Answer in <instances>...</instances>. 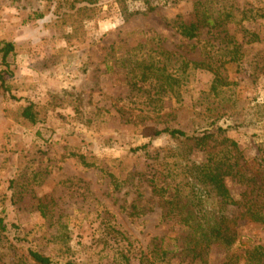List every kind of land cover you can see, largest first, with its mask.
<instances>
[{
  "label": "rangeland",
  "instance_id": "obj_1",
  "mask_svg": "<svg viewBox=\"0 0 264 264\" xmlns=\"http://www.w3.org/2000/svg\"><path fill=\"white\" fill-rule=\"evenodd\" d=\"M194 1L152 0L151 9L143 0H0V40L16 48L9 92L0 87V218L8 224L0 264H34L30 249L55 264H251L247 251L264 246V223L236 205L220 208L214 191L200 193L187 176L190 159L218 152L219 142L200 151L156 135L170 128L226 136L250 162L264 141V19L186 39L170 22L196 21ZM30 104L37 123L22 118ZM104 171L125 182L121 190ZM164 179L183 200L198 204L202 194L217 215L236 216L234 243L188 253L187 213L167 215L170 206L153 192L152 182ZM225 181L235 201L249 190Z\"/></svg>",
  "mask_w": 264,
  "mask_h": 264
},
{
  "label": "trees",
  "instance_id": "obj_2",
  "mask_svg": "<svg viewBox=\"0 0 264 264\" xmlns=\"http://www.w3.org/2000/svg\"><path fill=\"white\" fill-rule=\"evenodd\" d=\"M183 0H167L168 3H178ZM94 4L96 0H72L73 6L78 3ZM143 2L151 9H154L152 0H143ZM194 10L197 17L196 21L185 22L179 16L170 22L171 27L176 29L181 37L186 39H196L200 36V31L204 27L211 29L220 28L229 24L239 26L245 20L264 19V1L258 7L241 6L234 0H195ZM250 40L259 41L258 34L249 32ZM15 44L13 42L0 40V54L2 56V64L6 67L0 71V87L4 92H9L6 85L5 74L13 75L9 70V56L15 52ZM236 61V59H234ZM196 66H203L215 74V81L220 82L218 70L210 64V62L200 61L194 62ZM262 70L264 71V58L262 60ZM22 118L32 123H37L38 113L34 108V104L26 106L22 111ZM223 130L220 129L219 133ZM156 135H167L176 139L178 142L186 143L189 148L200 151L206 150L210 146V142H219L221 146L218 152H211L209 149L207 156L202 160H191L189 166L188 179L194 188L198 187V191L203 194H211L213 191L218 197L219 206H238L242 214L250 221L264 223V141L258 146V155L252 162L245 160L242 156L237 141L226 137H217L213 133L197 135L195 132H187L180 129L165 128L157 131ZM147 148V145L133 148L132 152H138ZM82 163L86 166H94L88 162L84 156L81 157ZM105 172V171H104ZM110 183L116 191L124 186V181L112 173L105 172ZM231 176L239 182L247 186L239 201H235L231 195L227 185L226 178ZM181 183V182H180ZM154 194L161 197L165 205L170 208L166 212L178 209L182 213H187L181 218L183 224L190 230L186 237V246L188 253L195 258L207 254L213 245L223 243L232 245L235 239V230L238 224L237 217L230 214L217 215V211L205 206L202 194L198 197V204L192 202L190 198L183 200L180 191L176 189V194L172 193V183L166 179L161 182L154 180L152 182ZM179 186L176 185L175 188ZM197 192V195L199 194ZM135 213L137 206L133 205ZM219 208V209H220ZM223 211V209H220ZM212 211L213 215L207 216L206 213ZM195 212H203V216L195 217ZM164 216V215H163ZM8 224L4 218H0V233L7 231ZM251 264H264V246L257 245L253 249L247 251ZM29 255L34 264H55V260L37 250L30 249ZM67 264H76L68 262Z\"/></svg>",
  "mask_w": 264,
  "mask_h": 264
}]
</instances>
